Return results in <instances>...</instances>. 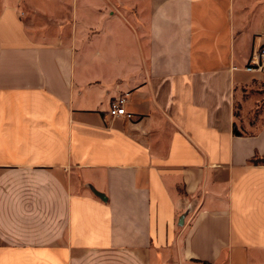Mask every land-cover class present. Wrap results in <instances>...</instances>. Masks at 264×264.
<instances>
[{"label": "crops", "instance_id": "obj_1", "mask_svg": "<svg viewBox=\"0 0 264 264\" xmlns=\"http://www.w3.org/2000/svg\"><path fill=\"white\" fill-rule=\"evenodd\" d=\"M88 10L1 7L0 264H264V122L234 132L264 0Z\"/></svg>", "mask_w": 264, "mask_h": 264}, {"label": "rangeland", "instance_id": "obj_2", "mask_svg": "<svg viewBox=\"0 0 264 264\" xmlns=\"http://www.w3.org/2000/svg\"><path fill=\"white\" fill-rule=\"evenodd\" d=\"M5 0H0V10ZM23 11V16L28 25L34 27L32 30L38 31L44 29L46 32L54 33L58 32L59 24H67L71 27V21L78 19L79 22L90 20L91 11L89 4L91 0H64L65 6L59 8V0H17ZM38 5V8L33 6ZM48 6L49 9H41V7ZM263 45L259 47V51H262ZM254 55V54H253ZM246 66H250L251 60ZM261 70L254 71L257 74L252 84L243 89V102H238L237 112L239 118L247 120L252 123V127L248 124H238L240 132L250 133L254 128V123L264 122V58L261 59ZM242 119V120H243ZM256 124V123H255Z\"/></svg>", "mask_w": 264, "mask_h": 264}, {"label": "built area", "instance_id": "obj_3", "mask_svg": "<svg viewBox=\"0 0 264 264\" xmlns=\"http://www.w3.org/2000/svg\"><path fill=\"white\" fill-rule=\"evenodd\" d=\"M264 58V45L262 51L257 50L253 58L251 60L250 66H247V70L249 71H256L261 70V59ZM126 97L125 96H119L116 97L111 101L110 104V114L113 117L116 116H125L127 118H133V113L129 112L126 108Z\"/></svg>", "mask_w": 264, "mask_h": 264}, {"label": "trees", "instance_id": "obj_4", "mask_svg": "<svg viewBox=\"0 0 264 264\" xmlns=\"http://www.w3.org/2000/svg\"><path fill=\"white\" fill-rule=\"evenodd\" d=\"M234 132H235L236 134H241L240 131H239L237 128H234ZM254 161H261V160L256 159V160H254Z\"/></svg>", "mask_w": 264, "mask_h": 264}, {"label": "water", "instance_id": "obj_5", "mask_svg": "<svg viewBox=\"0 0 264 264\" xmlns=\"http://www.w3.org/2000/svg\"><path fill=\"white\" fill-rule=\"evenodd\" d=\"M95 193L98 194L99 196H101L102 198L105 197V195H104L103 193H101V192H99V191H97V190H95Z\"/></svg>", "mask_w": 264, "mask_h": 264}]
</instances>
